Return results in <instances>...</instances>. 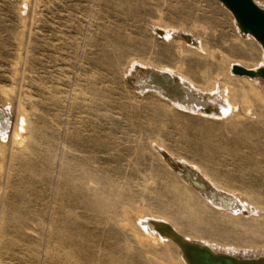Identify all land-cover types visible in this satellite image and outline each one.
<instances>
[{"label":"rangeland","instance_id":"374dc122","mask_svg":"<svg viewBox=\"0 0 264 264\" xmlns=\"http://www.w3.org/2000/svg\"><path fill=\"white\" fill-rule=\"evenodd\" d=\"M156 26L189 31L205 51ZM233 64L262 67L264 49L219 0H0V110L30 124L21 144L0 138V264H153L129 227L139 210L225 250L263 254L264 101L253 90L264 100V79L246 82ZM146 65L203 93L221 81L236 110L204 116L142 91L132 74ZM153 142L243 210L200 203ZM162 254L178 264L176 250Z\"/></svg>","mask_w":264,"mask_h":264},{"label":"bare ground","instance_id":"6f19581e","mask_svg":"<svg viewBox=\"0 0 264 264\" xmlns=\"http://www.w3.org/2000/svg\"><path fill=\"white\" fill-rule=\"evenodd\" d=\"M220 2L224 5L222 1ZM234 19H236L235 16ZM236 23L240 30L249 33L260 43L249 30L244 29L240 25L237 19ZM156 28L160 29L155 33L156 35L161 36L160 34L164 32L162 36L171 38L179 45L201 49L203 52L205 51L201 41L195 38L189 31L168 30L157 26ZM260 45L264 49L261 43ZM234 65L241 66L239 64H233L230 68L231 72L236 75H241L246 82H249L250 78L252 79L258 75L264 79V73H262L264 65L262 67H254L253 69L246 68L254 72L253 76L234 73L232 70ZM176 71L180 72L179 69H176ZM132 78L134 83L142 91L152 90L158 95L161 94L167 98L165 101H173L172 104L170 103L171 105L177 104L187 108L189 111L204 116L228 117L236 110L234 107L236 102L233 101L230 103L228 101V89L226 86H222L223 83L221 81H218L217 85L214 83L215 85H213L208 93H203L195 87L196 85L187 76L181 73L175 74L172 70L166 68H151L147 67V65L143 69L136 67ZM253 91L256 92L254 94L260 101H264L256 90ZM8 102L10 103V101ZM239 103L246 114L252 113L251 102L245 91H242V97ZM10 110L12 111V103L10 104ZM9 114L10 112L0 110V138L4 140V137L6 139L7 135L11 134V138H13L15 144H21L27 138H23L22 132L25 125L28 126L29 123L26 122L27 119L22 111L19 112L16 120H13ZM27 130H29L28 127ZM2 140L0 141L2 142ZM4 146H6V140ZM151 147L158 154L162 164L169 171L175 173L181 185L187 191L193 193L200 203L207 207H214L227 212L233 211V213H238L243 210L242 204L231 195L232 193L223 189L220 191L219 186L207 174L201 171V169L197 168L196 165H189L182 160L176 159L171 152L165 150L158 142L151 143ZM162 153H165V156ZM132 215L135 229L131 225L129 226L130 230L135 236V239L140 244H143L145 250L149 252L150 257L153 259V264H171V262H174L172 257H169V263L166 262V258L162 254V250L168 249L176 250L178 264H264V253L261 255H247L239 254L233 250H225L206 242L202 238H195L182 233L170 219L158 214L143 213L142 210H139L133 212Z\"/></svg>","mask_w":264,"mask_h":264},{"label":"water","instance_id":"95a60500","mask_svg":"<svg viewBox=\"0 0 264 264\" xmlns=\"http://www.w3.org/2000/svg\"><path fill=\"white\" fill-rule=\"evenodd\" d=\"M236 17L240 25L249 30L264 46V10L254 0H220ZM234 73L253 76L252 70L234 65ZM264 73V69H262ZM165 156V153H162Z\"/></svg>","mask_w":264,"mask_h":264}]
</instances>
